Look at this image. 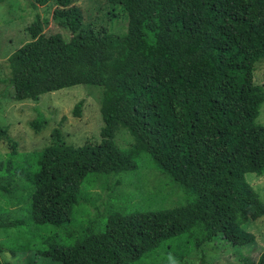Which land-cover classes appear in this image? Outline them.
<instances>
[{
    "label": "trees",
    "instance_id": "1",
    "mask_svg": "<svg viewBox=\"0 0 264 264\" xmlns=\"http://www.w3.org/2000/svg\"><path fill=\"white\" fill-rule=\"evenodd\" d=\"M50 2L53 19L71 36L46 34L48 20L36 13L27 27L32 40L9 57L8 95L38 101L61 88L97 85L101 141L74 146L56 127L42 150L20 154L0 125L9 145L0 160L7 198L0 229L25 226L33 234L26 244L0 242V264H9L6 250L28 252L25 264H171L193 250L204 258V247L219 237L241 246L228 233L264 216L246 178L264 173V124L257 122L264 87L254 80L264 61V0H108L107 16L115 9L128 16L121 35L87 23L74 0L32 6ZM83 104H75V116ZM30 124L36 132L46 124L41 109ZM121 129L133 136L129 148L116 146ZM143 154L177 185L181 200L111 210L95 202L92 219L82 223L77 207L91 201L87 188L96 178L119 185ZM11 199L27 218L10 215ZM242 263L264 264V251Z\"/></svg>",
    "mask_w": 264,
    "mask_h": 264
},
{
    "label": "rangeland",
    "instance_id": "2",
    "mask_svg": "<svg viewBox=\"0 0 264 264\" xmlns=\"http://www.w3.org/2000/svg\"><path fill=\"white\" fill-rule=\"evenodd\" d=\"M34 0H5L0 3V125L7 126L9 133L18 141L20 154L42 150L50 143L52 130L59 127L66 142L74 146L85 143L98 144L101 141V128L103 119L101 116L102 89L97 85L77 84L59 90L42 94L38 101L31 99L14 100L8 93L11 87L8 85L10 73L9 57L19 47L32 40L27 27L34 20L36 13L48 23L44 27L46 34L61 33L65 39L71 36L70 30L60 26L52 16L55 8L53 2L47 5L32 6ZM85 16V21L94 23L97 27H105L114 35H121L127 29L128 16L124 12L115 9L112 17L107 16L113 9L108 0H74ZM120 6V5H119ZM121 7V6H120ZM124 13V14H123ZM126 16V17H125ZM254 80L264 87V61L256 65ZM84 100L81 116L73 114L75 104ZM41 109L46 119V124L39 132L31 126V122L37 115V109ZM257 122L264 124V102L261 105ZM133 136L125 129H121L116 137V146L126 149L132 146ZM9 145L0 139V160L7 157ZM139 168L133 172H123L119 175V185H103L100 178L97 183L87 188L91 201L77 207V214L88 224L94 210L92 203H99L111 210L114 207L129 209L135 206L168 207L181 200L180 189L164 175L149 157L142 155L139 158ZM1 175V173H0ZM246 178L253 188L259 193L264 202V173H247ZM7 200L0 189V205ZM12 200V199H11ZM16 200H12L10 207L11 216L28 213L19 210ZM22 202V204H24ZM242 227L245 232L233 230L228 233L232 239H236L242 245L231 247L223 237L208 243L204 247V258L200 250H193L183 261L171 264H243L242 258L252 256L257 258L264 251V216L256 220L247 219ZM56 230L49 228V232ZM62 233V231H61ZM33 234L25 226L0 229V242L9 247L13 244H26L27 239H32ZM28 252H20L16 256L9 250L1 254L3 260L9 264H25ZM37 264H56L50 260L37 261Z\"/></svg>",
    "mask_w": 264,
    "mask_h": 264
}]
</instances>
